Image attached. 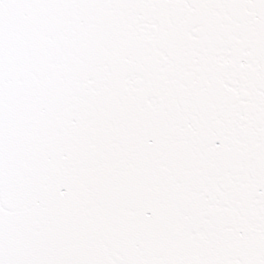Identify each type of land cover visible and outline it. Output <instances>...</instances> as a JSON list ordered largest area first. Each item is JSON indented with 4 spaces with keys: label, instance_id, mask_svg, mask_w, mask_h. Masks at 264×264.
<instances>
[{
    "label": "snow or ice",
    "instance_id": "1",
    "mask_svg": "<svg viewBox=\"0 0 264 264\" xmlns=\"http://www.w3.org/2000/svg\"><path fill=\"white\" fill-rule=\"evenodd\" d=\"M0 264H264V0H0Z\"/></svg>",
    "mask_w": 264,
    "mask_h": 264
}]
</instances>
